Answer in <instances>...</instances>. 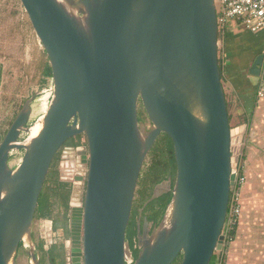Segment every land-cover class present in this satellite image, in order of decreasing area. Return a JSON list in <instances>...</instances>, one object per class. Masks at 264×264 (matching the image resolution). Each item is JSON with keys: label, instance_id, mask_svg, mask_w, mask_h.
Returning a JSON list of instances; mask_svg holds the SVG:
<instances>
[{"label": "water", "instance_id": "obj_1", "mask_svg": "<svg viewBox=\"0 0 264 264\" xmlns=\"http://www.w3.org/2000/svg\"><path fill=\"white\" fill-rule=\"evenodd\" d=\"M64 1L70 12L59 0H18L46 55L52 93L35 137L19 140L30 128L31 95L0 139V264H18L25 240L40 264L32 243L37 201L56 153L75 137L87 174L82 202L68 201L73 264H171L179 255L176 264H210L223 249L243 140V125L228 119L214 1ZM263 60L258 54L249 73L259 75ZM160 134L173 147L171 198L157 227L137 222L133 258L126 230ZM13 150L22 154L11 167ZM160 194L155 185L149 201Z\"/></svg>", "mask_w": 264, "mask_h": 264}, {"label": "crops", "instance_id": "obj_2", "mask_svg": "<svg viewBox=\"0 0 264 264\" xmlns=\"http://www.w3.org/2000/svg\"><path fill=\"white\" fill-rule=\"evenodd\" d=\"M226 29L218 51L233 112L246 121L248 189L244 197L241 191L240 214L223 257L213 256L210 264H264V190L258 191L264 185V60L259 75L249 73L255 57L264 54V29L249 31L237 22Z\"/></svg>", "mask_w": 264, "mask_h": 264}, {"label": "rangeland", "instance_id": "obj_3", "mask_svg": "<svg viewBox=\"0 0 264 264\" xmlns=\"http://www.w3.org/2000/svg\"><path fill=\"white\" fill-rule=\"evenodd\" d=\"M46 63V55L33 33V30L18 0H0V139L14 118L16 112L19 110V106L23 104V102L31 95H33V101L31 104L32 112L28 122L29 126L33 125L38 116L46 109L48 104L43 90L51 82V78H48L47 84L41 86V72ZM222 83L225 86L226 94L229 96L230 93L227 91V84L223 80ZM138 110L139 115L142 117V121L145 122L147 127L150 126L149 120L147 119L142 107L139 106ZM230 113L231 120L229 123L231 127L243 125V140L240 143L241 149L236 164V173H238L239 168L244 173V168L246 169L245 163L247 160L245 157H243V160L240 157L242 154L244 155V150L247 146V142H244L246 137V125L244 123H246V121H243L245 120L243 119V115H237L233 112V104L231 105ZM27 136L28 132H23L20 135L19 140H22ZM21 154L22 151L20 150L12 151L9 160L11 167L17 163ZM147 161L148 156L145 158V165ZM244 176L245 180L243 183L244 190L242 197L246 195V188L248 189V186L246 185L248 182L247 174L244 173ZM249 180L251 183H254L251 177ZM260 190H264V185H261L258 191L261 192ZM61 216L62 209L55 207L51 214V218L57 219L56 225L58 226V231L60 233V236L57 239V245H63L65 255L64 261L65 264H68V261L65 259L66 252L69 251V246H66L69 239V233L66 231L68 211L66 220H63ZM44 225L46 229L49 228L48 221H46ZM40 226L39 220L34 218L32 228L33 244H36L37 239L39 238ZM29 248V242L25 240L16 255V261L18 264H32L27 253ZM47 248L48 245L46 244L44 249L47 250ZM34 251L39 257L40 262L39 251L36 249ZM214 255L217 257L219 254L218 252H215ZM46 256L47 255H45V258ZM221 257L223 256L221 255Z\"/></svg>", "mask_w": 264, "mask_h": 264}, {"label": "trees", "instance_id": "obj_4", "mask_svg": "<svg viewBox=\"0 0 264 264\" xmlns=\"http://www.w3.org/2000/svg\"><path fill=\"white\" fill-rule=\"evenodd\" d=\"M227 30L226 28L223 29L218 24V32H217V39L220 41L223 36V32ZM222 61L221 56L218 51V66L220 70V79L222 83ZM42 85L47 84L48 78H51V71L50 67L48 65V62L46 65H44L42 69ZM223 91H224V97L226 102V108H227V114L229 121L231 120V105H232V96L226 94L225 86L222 83ZM22 105V104H21ZM19 106V108L21 107ZM17 113V112H16ZM138 119L142 120V117L139 115L138 110ZM2 138V137H1ZM73 139L80 140L79 137L72 138L69 141H73ZM148 161L145 165L143 163L139 178L136 185L135 190V197L133 199L132 204V210L130 214V221L126 230V241L129 244V248L132 252V257L135 258L138 252V248L134 247V238H135V222L134 218L136 215H138V209L141 208L143 211V215L147 220L153 221V223L156 225L160 222L162 219L164 212L166 210V207L170 201L171 198V191H164L159 196L153 198L149 201V198L152 195L153 188L156 184L161 182L162 180L171 177V179L174 180L175 177V160H174V154H173V147L171 140L169 137L165 134H160L159 137L156 139L154 144L152 145L150 151L147 154ZM243 157H246L245 150L244 155L240 157L243 160ZM57 160H58V153H56L50 168L49 172L45 178V181L43 183L38 201L37 206L35 209V215L34 217L38 220L43 219H51L52 221V227L55 230L58 226L56 225L57 219H52L51 214L55 207L62 209V216L63 220H66V214L68 210V201L69 196L71 192V187L69 183L63 182L58 178L57 175ZM145 162V161H144ZM144 166V167H143ZM238 177H243V182L241 185H237L239 187V214H240V196L241 191L243 189V183L245 180L244 173L239 168L238 170ZM172 180V182H173ZM237 188V187H236ZM231 197L232 192L229 194V200H228V209L231 205ZM238 214V216H239ZM238 216L236 217V222L233 225H228V217L226 219V224L223 227V233L226 236V242L228 243L233 236L235 225L237 223ZM64 228V225H63ZM58 242L53 243L47 250L44 249L43 241L40 240L35 244V249L39 251L40 253V264H45V255L49 257L50 264H65L64 261V250L63 245L59 244ZM22 242L19 243L18 250L21 247ZM226 246V245H225ZM225 246L223 247L222 251L218 252V256L221 257L224 253ZM215 257V255H214ZM213 259V258H212ZM180 260V255L171 263L176 264Z\"/></svg>", "mask_w": 264, "mask_h": 264}, {"label": "built area", "instance_id": "obj_5", "mask_svg": "<svg viewBox=\"0 0 264 264\" xmlns=\"http://www.w3.org/2000/svg\"><path fill=\"white\" fill-rule=\"evenodd\" d=\"M213 1L217 16V23L220 25L221 28L225 29L231 22H237L239 23V25H241L243 28L249 31H257L259 29H264V0H213ZM43 91L45 93L48 104L52 93V82H50V84L47 87H45ZM82 145L83 142L77 145L76 148L72 146L74 150L71 156H68L64 153L66 147L62 148L61 146V148L57 152L60 154L59 157L60 161L57 163L58 178L64 182L63 179H65L66 176L70 177V180L65 182L70 184L71 192L69 196V201L74 203L82 202L86 174H87V169L85 166H83L84 164L81 162L80 155L77 152V148ZM242 182H243V177H238V174L236 173L234 186L230 191L232 192L231 205L227 210V216H226V219L228 217V221H227L228 225L235 224L236 217L239 214V187L237 185H241ZM39 221L41 225L40 228L45 227L44 223L46 221L49 222V228L47 229L45 228V230L47 231L48 236H51L52 221L49 219H43V220L41 219ZM226 243L227 242L225 236L223 247L226 245ZM67 261L68 264H73L75 262L72 261V256L70 254V251L68 252ZM130 262L128 264H130ZM78 263L81 264V259L78 260Z\"/></svg>", "mask_w": 264, "mask_h": 264}, {"label": "flooded vegetation", "instance_id": "obj_6", "mask_svg": "<svg viewBox=\"0 0 264 264\" xmlns=\"http://www.w3.org/2000/svg\"><path fill=\"white\" fill-rule=\"evenodd\" d=\"M80 138V137H79ZM81 140H76V139H73V141H68V142H66L63 146H62V148L63 147H66V149L64 150V153L66 154V155H68V156H71L72 154H73V147L74 148H76L77 147V145H79V144H81L82 142H80ZM73 146V147H72ZM59 157H60V154L58 153V160H57V163L60 161L59 160ZM80 163V162H79ZM63 167H64V164H63ZM56 169H57V172H58V167H56ZM57 175H58V173H57ZM168 179H170V181H171V187H172V185H173V182H172V180L173 179H171V177H168V178H166V179H164V180H162L161 182H159L158 184H156V185H159V189H160V191H161V193L162 192H164V191H166V180H168ZM64 180V182L66 181H69L70 180V177L69 176H66L65 177V179H63ZM174 181V180H173ZM141 208H139L138 209V215H136L135 216V218H134V222H135V227H134V230H135V232L137 231V222H139V226L141 227V225H142V221H143V219L145 218V216L143 215V211H142V209L140 210ZM68 211V210H67ZM67 215V214H66ZM148 222H149V225H148V227H149V229H150V231L153 229V228H155V227H157V225L158 224H154L153 223V221H150V220H147ZM39 223H40V221H39ZM67 224H68V218H67ZM60 228H62V227H60ZM58 227L54 230L53 229V227H52V235L51 236H48V234H47V231L45 230V227H41L40 229H39V238L37 239V242H38V240L40 241V240H42L43 241V246L45 247L46 246V244L48 245V248H49V246H51L53 243H55V242H57V239H58V237L60 236V233H59V231H58ZM66 231H67V227H66ZM68 232V231H67ZM134 242H136V234H135V238H134V240H133ZM66 246H69V251H70V236H69V239H68V241H67V245ZM134 246L136 247V244H134ZM47 248V249H48ZM69 251H67L66 252V257H65V259H66V261L68 260V252ZM41 261V260H40ZM68 263V262H67Z\"/></svg>", "mask_w": 264, "mask_h": 264}, {"label": "bare ground", "instance_id": "obj_7", "mask_svg": "<svg viewBox=\"0 0 264 264\" xmlns=\"http://www.w3.org/2000/svg\"><path fill=\"white\" fill-rule=\"evenodd\" d=\"M59 1L63 4V7L66 9V11L70 12L69 5L66 1H64V0H59ZM46 109H47V107H46ZM46 109L38 116V118L34 122V124L30 126L29 131H28L27 140H30L31 138L35 137L39 133V131H40V129L44 123V118H45L44 114L46 112Z\"/></svg>", "mask_w": 264, "mask_h": 264}]
</instances>
